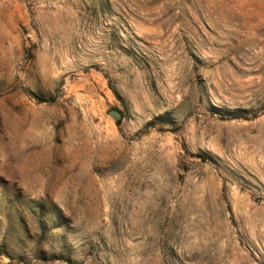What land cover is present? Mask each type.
Returning <instances> with one entry per match:
<instances>
[{"label":"rangeland","instance_id":"374dc122","mask_svg":"<svg viewBox=\"0 0 264 264\" xmlns=\"http://www.w3.org/2000/svg\"><path fill=\"white\" fill-rule=\"evenodd\" d=\"M0 264H264V0H0Z\"/></svg>","mask_w":264,"mask_h":264},{"label":"water","instance_id":"95a60500","mask_svg":"<svg viewBox=\"0 0 264 264\" xmlns=\"http://www.w3.org/2000/svg\"><path fill=\"white\" fill-rule=\"evenodd\" d=\"M108 115L113 118L115 121H119L121 118V114L117 110H111L108 112Z\"/></svg>","mask_w":264,"mask_h":264}]
</instances>
